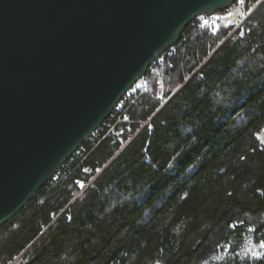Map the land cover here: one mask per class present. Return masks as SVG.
<instances>
[{"label": "trees", "instance_id": "16d2710c", "mask_svg": "<svg viewBox=\"0 0 264 264\" xmlns=\"http://www.w3.org/2000/svg\"><path fill=\"white\" fill-rule=\"evenodd\" d=\"M256 2L239 23L186 26L133 86L128 121L108 117L0 226V264H264ZM249 239L254 256L240 252Z\"/></svg>", "mask_w": 264, "mask_h": 264}, {"label": "water", "instance_id": "95a60500", "mask_svg": "<svg viewBox=\"0 0 264 264\" xmlns=\"http://www.w3.org/2000/svg\"><path fill=\"white\" fill-rule=\"evenodd\" d=\"M239 0H0V226L197 16Z\"/></svg>", "mask_w": 264, "mask_h": 264}, {"label": "built area", "instance_id": "2783aa9c", "mask_svg": "<svg viewBox=\"0 0 264 264\" xmlns=\"http://www.w3.org/2000/svg\"><path fill=\"white\" fill-rule=\"evenodd\" d=\"M257 0H239L238 3L240 4H246L249 3L250 6L248 8V12H247V17L253 12V10L258 6V3L256 2ZM262 1V0H260ZM212 18H214V21L217 22L218 21V17L217 16H211ZM206 22L208 23V20L206 19ZM139 96H141V93H139L136 89H134V87H132L121 99V101L118 103V105L115 107V109L113 110L111 116L112 118L117 119V122H121V121H128V115H127V111L129 109V107L132 105V103L134 102V100L136 98H138ZM127 115V119H124L123 117ZM108 125V123L106 124ZM104 129V127H102V125L95 130L91 136L89 137L91 139V141L95 142V140L99 139L102 135V130ZM85 149L80 147L77 152L80 155H83Z\"/></svg>", "mask_w": 264, "mask_h": 264}, {"label": "rangeland", "instance_id": "374dc122", "mask_svg": "<svg viewBox=\"0 0 264 264\" xmlns=\"http://www.w3.org/2000/svg\"><path fill=\"white\" fill-rule=\"evenodd\" d=\"M247 12L248 11H246L245 5L237 2L230 8V10L227 12L217 13L216 16L221 19L223 23L232 24L239 23L244 16L247 17ZM260 138L264 142V129L260 133ZM240 252H242L245 256H254L257 254L251 239L246 240V242L242 245Z\"/></svg>", "mask_w": 264, "mask_h": 264}]
</instances>
